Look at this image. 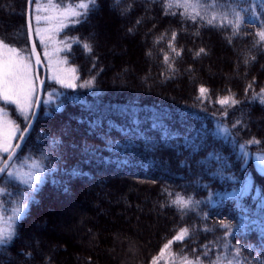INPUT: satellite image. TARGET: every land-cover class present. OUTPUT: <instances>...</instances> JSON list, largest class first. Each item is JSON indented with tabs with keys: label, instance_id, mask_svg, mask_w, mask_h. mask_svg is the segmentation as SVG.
I'll list each match as a JSON object with an SVG mask.
<instances>
[{
	"label": "trees",
	"instance_id": "1",
	"mask_svg": "<svg viewBox=\"0 0 264 264\" xmlns=\"http://www.w3.org/2000/svg\"><path fill=\"white\" fill-rule=\"evenodd\" d=\"M6 1L0 0V6ZM8 1L9 15L0 12V38L16 47L27 46V0ZM76 1L51 0L58 8ZM111 2L116 10L125 7L122 16L132 24L128 30L138 28L137 34L143 38L147 68L136 75L141 79L139 86L144 85L118 89L109 82L106 61L88 30L89 21L102 9L100 0L86 20L68 23L58 32L67 44L60 56L76 69L71 76L77 77L78 86L45 82L44 98L49 96L48 101L42 103L18 158L24 155L23 160L30 162L45 153L48 159L44 164L49 170L28 201L17 236L9 245L0 246V264H58L49 254L36 257L32 249L17 247L25 223L52 203L50 195L70 200L89 190L95 195L104 186L116 188L120 184L133 188L130 193L147 191L149 204L165 219V225L152 241L140 243L130 235L124 238L115 233L117 259L111 264H152L153 258L157 264H182L183 258L195 260L197 256L202 264H210L217 254L234 253L236 245L241 247L246 264H264V168L253 160L254 154L264 153V132L255 125V118L264 112V103L256 95L264 89V42H255V33L264 22V4L235 0L246 19L234 34L231 26L214 28L203 20L188 19L183 8L166 9L174 0H120L118 5L107 0ZM35 7L32 3V20ZM145 13L150 16L143 18ZM73 37H79L80 43ZM216 38L236 53L233 66L238 76L216 81L203 72ZM170 41L176 51L169 47ZM85 42L92 45L91 52L83 48ZM201 48L205 52L197 55ZM93 78V86L79 87ZM201 87L208 89L205 99L199 98ZM223 97H233L239 103L222 106L218 100ZM6 108L23 127L24 118L15 106ZM253 138L260 143L245 144ZM241 144H245L243 150ZM12 190L10 199L16 198L18 191L17 187ZM242 190L243 195L237 196ZM177 195L200 203L191 210H179L171 203ZM137 198L132 205L126 196L132 210ZM221 220L231 224L227 236L219 225ZM184 227L189 228V236L173 242L162 253L168 240ZM88 229L92 238L98 237L97 230ZM225 243L228 249L223 247ZM99 259L83 254L82 264H101Z\"/></svg>",
	"mask_w": 264,
	"mask_h": 264
},
{
	"label": "rangeland",
	"instance_id": "2",
	"mask_svg": "<svg viewBox=\"0 0 264 264\" xmlns=\"http://www.w3.org/2000/svg\"><path fill=\"white\" fill-rule=\"evenodd\" d=\"M259 1L264 4V0ZM100 2L102 9L89 21L88 30L95 37L102 58L106 61L105 73L109 75V82L118 89L133 84L137 88H141L140 86L144 84L139 86L141 79L136 74L147 68L146 61L142 56L143 38L137 34L138 28H133V31L128 30L127 26L132 24L131 22L127 24L128 17L122 16L126 11L125 7H118L116 10L114 3H107V0H100ZM38 3L45 8L49 5L47 0H39ZM64 7H57L56 10L59 11ZM9 8L11 9V5L7 0L0 6L1 14L8 16ZM53 14V11L37 12L35 7L33 29L39 52L43 56V62L39 66L42 70L45 68L48 80L54 82L53 76L60 74L70 77L71 68H74L66 64L64 58L60 56V51L65 49L67 44L63 42L64 40L58 35V32L46 34L47 47L41 44L40 36L36 34L37 28L45 29L50 25L44 21L37 22L35 16ZM149 16L145 13L143 18ZM6 22H10L8 17H6ZM52 23L55 24L56 21ZM48 35L52 37L51 41L47 40ZM10 46L16 47L13 44ZM210 47L211 54L204 61L203 72L216 81L220 78L238 76L236 67L233 66L236 61V53L226 48L217 38L216 40L212 39ZM16 48L24 50L22 54L30 58L26 45ZM54 49H59V51H54ZM46 53L49 54L50 60L45 55ZM29 62L34 68L31 59ZM188 85V83L185 84V87L188 88ZM173 87L176 88V85ZM48 97L45 98V101H48ZM0 110L7 113L3 119L14 121L19 126L9 111L7 112L1 107ZM255 125L264 132V112L255 118ZM15 140H13V144ZM257 154H254L253 160L262 169L255 159ZM23 157L25 156H21L14 163L17 165L25 163ZM7 187L11 192L13 191L12 187L16 188L13 184H8ZM131 191H134L133 188L120 184L116 188L104 186L95 195L92 190H89V193L70 200L50 195L48 199L54 203L49 202V205H44L40 212L35 213V216L25 223L21 229V236L19 240L17 239V247L25 250L32 249L36 257L49 254L58 264L61 262L82 264L83 254L93 258H96L97 255L101 264L103 262L111 264L117 259V256L114 255L116 249L113 248L115 233L124 238L126 235H130L135 242L140 243L141 240L152 241L155 232L159 228L163 229L165 225V219L160 217L155 212V208L149 204L148 192L130 193ZM90 192L93 194L90 195ZM126 196L130 197L132 205L134 197L138 196L136 209L129 208ZM4 200L7 202L10 197H4ZM6 207L11 208L12 204L6 203ZM88 227L97 230V238L91 237Z\"/></svg>",
	"mask_w": 264,
	"mask_h": 264
},
{
	"label": "snow or ice",
	"instance_id": "3",
	"mask_svg": "<svg viewBox=\"0 0 264 264\" xmlns=\"http://www.w3.org/2000/svg\"><path fill=\"white\" fill-rule=\"evenodd\" d=\"M36 4V11H53V15H36L35 20L37 22L44 21L48 23L50 27L45 29H36V34L40 36V42L47 47L46 34L52 32H60L68 26V23L78 24L82 20H86L90 12L96 8L97 0H79L75 5H67L63 9L57 11V5L53 4L49 0L47 8L38 3V0H29V4ZM118 5L120 0H115ZM235 5V6H233ZM176 6L184 9L183 15L188 19L196 21L197 19L203 20L208 26L214 28H225L231 26L234 30V34L239 32L240 26L245 22L246 17L242 11H238L239 5L235 3V0H174L165 5V8ZM243 11H247L244 9ZM231 17V18H230ZM253 20L256 18L255 12L252 14ZM56 21L55 24L52 22ZM32 27L29 21L27 27V34L31 35ZM176 32L172 33V40H175ZM258 38L255 42L257 44L264 42V22H261L259 30L255 33ZM163 37H161L162 39ZM52 37L47 36V40L51 41ZM74 42L80 43L79 37L71 38ZM83 48L91 52L92 45L90 43H83ZM169 47L172 51H176L171 41ZM24 50L17 49L10 46L4 38H0V101L4 102L5 107L14 105L19 114L23 116L24 127L21 129L14 121L3 119L7 113L0 110V246L9 245L14 237L17 236V229L19 228V222L23 219L28 209V201L33 198L32 194L38 190V185L43 180V175L48 171V167L44 164V161L48 159V155L41 153L39 159H32L30 162H25L20 165L14 163L17 159V150L21 147L20 143L13 144V140L23 141L25 134L29 132L32 124V117L35 116L34 107L39 103L37 97V84L38 70L34 73L33 66L29 62L30 58L23 55ZM59 51V49H54ZM205 49L201 48L197 55L204 53ZM31 55L35 56L36 65H40V56L36 53V46L33 44L31 49ZM46 56H50L48 53ZM179 55V53H177ZM252 59H255L254 57ZM168 61V56L165 55V62ZM245 63H248L245 60ZM76 69H71L74 74ZM53 79L61 84L63 87L76 88L78 85L75 83L77 77L72 75L65 77L63 75H55ZM43 84V81H40ZM94 84V78L84 81L79 87H91ZM251 88V84H249ZM200 99L207 98L208 89L200 88ZM261 93H264V89H261ZM261 93H256L260 97L261 103H264V96ZM223 105H234L239 103L238 100L233 97H223L218 100ZM237 124L240 121L236 122ZM236 125L234 124L233 127ZM228 132V129H224ZM260 141L255 138L245 142V144H258ZM245 144H241L240 148L243 150ZM6 157V158H5ZM257 164L264 168V153L255 155ZM27 168V170H25ZM54 168V166H53ZM8 184H13L17 187L18 191L15 194L16 198L10 199L5 202L4 197H12L13 193L7 187ZM243 190L237 194L242 196ZM6 203L12 204L11 208L6 207ZM172 205L178 206L179 210L191 208L194 205H198L199 201H193L192 197L185 198L184 196L177 195L174 200L171 201ZM10 213V214H9ZM221 228L225 229V236H227L231 230V224L225 221H219ZM207 230V229H206ZM189 228H180L175 236L164 245L161 250L168 249L173 242H182L189 236ZM207 247V246H205ZM225 249L229 248V245L225 243L223 245ZM234 253L222 252L217 254L214 261H210V264H246V261L242 259V249L239 245L234 246ZM207 255V252L204 253ZM152 264H157L155 258H153ZM182 264H202L199 256L195 260H189L186 257L183 258Z\"/></svg>",
	"mask_w": 264,
	"mask_h": 264
},
{
	"label": "water",
	"instance_id": "4",
	"mask_svg": "<svg viewBox=\"0 0 264 264\" xmlns=\"http://www.w3.org/2000/svg\"><path fill=\"white\" fill-rule=\"evenodd\" d=\"M31 6H32V4L30 5V4H29V0H27V2H26V13H25L26 34H27L28 23H29V21L31 22ZM31 27H32V24H31ZM27 40H28V47H29L30 56H31L33 62L35 63V56H32V55H31V49H32V46H33V44H35L34 35H33V29H32V33H31V35H28V34H27ZM35 46H36V44H35ZM36 53L38 54L37 48H36ZM38 55H39V54H38ZM36 71H37V68L35 69V72H36ZM36 82H37V97H38V99H39V103H38L37 105H35V107H34L35 116H33V117L31 118V119H32V124H31V127H30V129H29V132L25 134V139H24L23 141H17V140H16V142H15V144H16L17 142H19L20 145H21V147L17 150V153L20 151V149L22 148L24 142L26 141V139H27L29 133L31 132V130H32V128H33V125H34V123H35V120H36V118H37V116H38L40 106H41V101H42V91H43V90H42V86H43V85L40 84L39 75H38V79H37ZM17 153H16V154H17ZM5 158H6V157H5Z\"/></svg>",
	"mask_w": 264,
	"mask_h": 264
}]
</instances>
